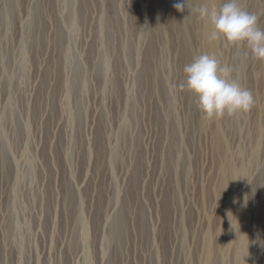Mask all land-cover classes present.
Instances as JSON below:
<instances>
[{
  "label": "rangeland",
  "instance_id": "rangeland-1",
  "mask_svg": "<svg viewBox=\"0 0 264 264\" xmlns=\"http://www.w3.org/2000/svg\"><path fill=\"white\" fill-rule=\"evenodd\" d=\"M177 2L0 0V264H264V62ZM201 54L249 113L202 119L179 87Z\"/></svg>",
  "mask_w": 264,
  "mask_h": 264
},
{
  "label": "clouds",
  "instance_id": "clouds-1",
  "mask_svg": "<svg viewBox=\"0 0 264 264\" xmlns=\"http://www.w3.org/2000/svg\"><path fill=\"white\" fill-rule=\"evenodd\" d=\"M173 8L189 14L195 11L201 21L211 26L208 42L221 38L234 47L246 46L257 61L264 62V31L258 26L259 18L243 9L238 0H230L219 9L200 6L188 7V0H178ZM185 81L180 90H186L196 97V106L202 119L208 122L219 121L225 117L235 118L249 113L255 106L250 90L233 78V68L220 64L213 54H201L183 69ZM173 90L176 85H171Z\"/></svg>",
  "mask_w": 264,
  "mask_h": 264
},
{
  "label": "bare ground",
  "instance_id": "bare-ground-1",
  "mask_svg": "<svg viewBox=\"0 0 264 264\" xmlns=\"http://www.w3.org/2000/svg\"><path fill=\"white\" fill-rule=\"evenodd\" d=\"M209 29V28H208ZM227 167H225L224 169H226ZM226 173H228L227 178H231V183L233 185V183L236 180V177L238 175V172H232L229 168L226 169ZM232 201L233 204L235 205L236 202L239 201L238 199V195L237 193L233 190L232 193ZM238 220L237 223L242 227V234L240 235V239H239V244L236 250L237 256H238V260L241 263H245L247 261L246 256H247V251H246V247L242 244V241L246 238L247 235V229H246V210L244 209V207L242 206V204L240 205V209H239V214H238ZM235 229V227H234Z\"/></svg>",
  "mask_w": 264,
  "mask_h": 264
}]
</instances>
